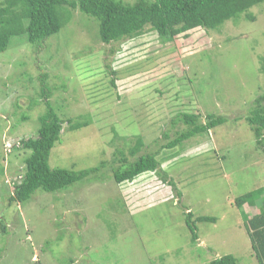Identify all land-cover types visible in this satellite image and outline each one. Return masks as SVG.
<instances>
[{
	"label": "rangeland",
	"instance_id": "rangeland-1",
	"mask_svg": "<svg viewBox=\"0 0 264 264\" xmlns=\"http://www.w3.org/2000/svg\"><path fill=\"white\" fill-rule=\"evenodd\" d=\"M249 13L254 21L243 15L168 43L148 27L103 44L97 20L80 11L43 43L12 38L0 54V264H211L227 255L259 264L235 206L236 198L264 187V155L246 121L264 95V3ZM44 84L63 120H92L75 131L65 123L50 166L107 168L61 192L39 190L26 203H10L28 156L19 144L37 136L47 109ZM181 113L227 120L162 149L163 133L173 136L171 121ZM138 139L140 154L158 153L181 198L156 173L120 185L112 179L117 152L129 156ZM256 204L243 209L252 215ZM185 209L217 221L197 223L199 239L192 241Z\"/></svg>",
	"mask_w": 264,
	"mask_h": 264
},
{
	"label": "trees",
	"instance_id": "trees-1",
	"mask_svg": "<svg viewBox=\"0 0 264 264\" xmlns=\"http://www.w3.org/2000/svg\"><path fill=\"white\" fill-rule=\"evenodd\" d=\"M262 3L264 0H135L131 4L122 0H0V54L8 49L14 37L27 35L28 42L39 44L59 34L70 23L72 11H80L97 20L98 35L103 44L135 38L148 27L158 34L161 42L168 43L199 28L217 31L229 21H238L243 15L247 20L254 21L255 16L249 11ZM112 84L114 86V80ZM51 94V89L44 84L41 97L46 99L47 109L39 117L37 136L23 139L19 144V149L28 152V156L24 159V173L14 184L10 203H26L39 190L61 192L75 183L95 179L107 168L103 162L97 168L82 171L50 166V153L62 137L65 123L69 131L92 123L90 117L63 120L51 106ZM254 105L246 121L264 155V95L258 96ZM226 120L225 116L216 114L203 118L199 113H181L171 121L173 136L163 133L167 143L162 149L171 151L191 138L208 134ZM180 124L183 127L177 130ZM143 147V140L138 139L129 147V156L124 150L117 152L119 164L111 167L112 179L120 185L133 182L145 173H156L164 184L171 187L176 197L181 198L177 184L163 171L158 153L140 154ZM257 201H260V212L250 218L243 208L245 205L257 206ZM235 206L241 211L256 259L259 264H264V187L236 198ZM185 210V225L191 232L192 241L199 239L197 223L217 221L208 216L194 218L192 212ZM211 264L238 262L234 256L227 255Z\"/></svg>",
	"mask_w": 264,
	"mask_h": 264
},
{
	"label": "crops",
	"instance_id": "crops-1",
	"mask_svg": "<svg viewBox=\"0 0 264 264\" xmlns=\"http://www.w3.org/2000/svg\"><path fill=\"white\" fill-rule=\"evenodd\" d=\"M245 208L246 209H251V207L250 206H245ZM258 208V209H257ZM257 208H253V209H255L256 210V212L255 213H253L252 215H248V216H251V217H253V216H255L256 214H259V212H260V210H259V207H257ZM247 213H248V211H247ZM250 217V218H251Z\"/></svg>",
	"mask_w": 264,
	"mask_h": 264
}]
</instances>
